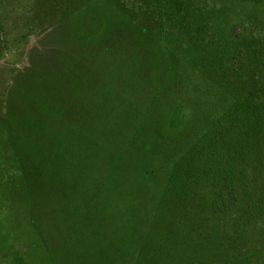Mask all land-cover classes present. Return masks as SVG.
Here are the masks:
<instances>
[{"label": "rangeland", "instance_id": "rangeland-1", "mask_svg": "<svg viewBox=\"0 0 264 264\" xmlns=\"http://www.w3.org/2000/svg\"><path fill=\"white\" fill-rule=\"evenodd\" d=\"M251 199L264 0H0V264H264Z\"/></svg>", "mask_w": 264, "mask_h": 264}, {"label": "trees", "instance_id": "trees-1", "mask_svg": "<svg viewBox=\"0 0 264 264\" xmlns=\"http://www.w3.org/2000/svg\"><path fill=\"white\" fill-rule=\"evenodd\" d=\"M204 153H205V160L207 162H211L212 165H210V176H213V172L215 170H220L216 167V157H217V149H212V150H208L203 149ZM230 166V167H229ZM229 166H225V168L221 171L223 176L221 179L227 178L225 180V183H223L222 187H220V189L218 191H216L217 193L214 196V199L210 202V211L212 214L216 215V216H223V215H227L229 213H232L237 204H238V194H237V190L234 186V184L232 183V181H230V174L232 173L233 169V165H229ZM216 167V168H215ZM209 169V168H208ZM219 171V172H220ZM253 198V197H251ZM263 201H259V200H253L251 199V202L248 203L243 211V216L244 219H246L247 223H251L253 220L258 219L259 217H262L264 215V205H263ZM243 223V221H241V224ZM234 228H236L235 230L236 233L233 235H231V238H233L232 243L230 242L229 244L226 243L227 246H230V244H239L240 239H238L237 237H239V231H242V227H240L241 229H239V227L237 225L234 226ZM235 238V239H234ZM226 264H234V262H230L228 261Z\"/></svg>", "mask_w": 264, "mask_h": 264}]
</instances>
